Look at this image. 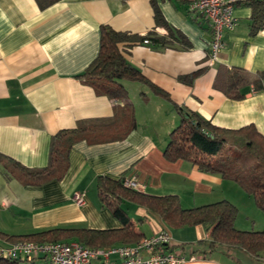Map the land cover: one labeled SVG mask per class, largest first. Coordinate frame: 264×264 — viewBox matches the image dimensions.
<instances>
[{"label": "crops", "instance_id": "obj_1", "mask_svg": "<svg viewBox=\"0 0 264 264\" xmlns=\"http://www.w3.org/2000/svg\"><path fill=\"white\" fill-rule=\"evenodd\" d=\"M151 1L58 0L40 8L35 0H0L1 153L27 167H44L51 138L61 129L81 121L110 119L115 105L125 103L133 106L136 122L120 138L95 141L93 136L100 134L93 133L92 139L75 142L61 179L26 185L6 177L0 164L1 232L121 228L122 221L98 196V176L133 179L135 189L146 194L177 195L183 208L228 200L237 207V229L264 228V222L248 214L245 223L240 222V204L235 200L247 206L253 203L238 184L186 160L168 161L163 155L169 133L179 122L178 109L198 113L219 127L251 124L264 134V27L251 32L250 0L235 1L238 24L225 32V46L213 63L206 58L209 24L201 15L188 12L191 0H154L186 44L175 42L160 50L138 42L120 47L126 59L166 95L138 81L123 80L125 96L115 101L97 94L80 76L98 53L102 24L139 35L151 30L167 34L165 27L156 25ZM234 69L246 74L236 89L242 93L239 98L223 89ZM75 193L84 197L82 205L74 202ZM122 206L143 237L167 230L172 236L170 249L184 256L186 264H264V251L251 257L242 250L210 248L203 225L172 227L146 207L126 200ZM10 242L0 238V243ZM121 244L133 243L116 241L92 248ZM110 259L118 257L111 254ZM34 262L47 264L43 257Z\"/></svg>", "mask_w": 264, "mask_h": 264}, {"label": "trees", "instance_id": "obj_2", "mask_svg": "<svg viewBox=\"0 0 264 264\" xmlns=\"http://www.w3.org/2000/svg\"><path fill=\"white\" fill-rule=\"evenodd\" d=\"M40 8L58 0H35ZM154 19L157 26L165 27L166 35L154 30L143 35L115 30L109 25H100L99 50L95 58L80 75L86 84L97 94L106 95L115 101L125 96L123 80L138 81L147 85L155 93H166L150 82L138 68L133 66L124 56L123 48L134 43H143L154 49L171 47L174 43L186 44L184 35L172 27L164 18L154 0L151 1ZM252 33L264 27V0H250ZM123 46V48L120 47ZM246 74L234 69L226 81L224 91L231 97H242L236 89L244 83ZM114 115L100 122L81 121L73 128L61 129L50 142V153L44 167H27L17 160L0 152V164L6 177H16L26 185H37L48 179H61L68 167V156L72 145L79 140L120 138L136 126L134 108L130 103L120 107L115 105ZM178 124L169 133L163 155L168 161L186 160L196 165L199 170L218 174L223 179L238 184L249 194L256 206L264 212V134L253 125H245L236 129L219 127L208 119L193 111L178 109ZM124 177L112 178L98 176L97 191L100 200L110 208L112 214L123 223L116 229H88L76 227H53L40 231L10 235L0 231V238L11 242L19 240L31 241H63L74 238L80 243L95 247L111 244L138 242L143 236L137 233L130 221L123 201H129L146 207L157 213L168 225L182 227L187 225H203L208 233V244L212 249L242 250L251 257H257L264 251V228L261 230L237 229L234 221L237 207L228 200L196 206L181 207L177 195H151L128 187L123 183ZM34 259L0 258V264H35Z\"/></svg>", "mask_w": 264, "mask_h": 264}, {"label": "built area", "instance_id": "obj_3", "mask_svg": "<svg viewBox=\"0 0 264 264\" xmlns=\"http://www.w3.org/2000/svg\"><path fill=\"white\" fill-rule=\"evenodd\" d=\"M236 0H191L188 12L201 15L210 27V41L207 51V61L213 63L219 59L225 46V32L233 30L238 20L233 14ZM148 39L143 43L148 44ZM124 185L136 188L137 182L124 177ZM73 200L82 205L84 197L75 193ZM172 236L167 230L143 237L133 244H121L108 248H92L78 241H31L19 240L10 243H0V258L33 259L43 257L47 264H186L187 260L179 253L170 249ZM116 254L118 259L111 260L110 255ZM194 259V256L190 258Z\"/></svg>", "mask_w": 264, "mask_h": 264}, {"label": "rangeland", "instance_id": "obj_4", "mask_svg": "<svg viewBox=\"0 0 264 264\" xmlns=\"http://www.w3.org/2000/svg\"><path fill=\"white\" fill-rule=\"evenodd\" d=\"M249 197L251 199V203H253V206H252V204L249 205V206H247V205L241 204V202L238 199L235 200L238 204H240V207H239V211H240V213H239L240 222H244L245 223V218L244 217L247 214L249 216H251V217H254L257 221L258 220H261V222H264V217H262V215H264V212H262V210L259 209L256 206V204L254 203L253 198L250 195H249ZM234 199H235V197H234ZM249 202H250V200H249ZM256 225H257V223H256Z\"/></svg>", "mask_w": 264, "mask_h": 264}]
</instances>
